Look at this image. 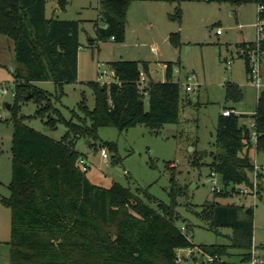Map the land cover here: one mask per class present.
<instances>
[{
  "label": "trees",
  "instance_id": "obj_1",
  "mask_svg": "<svg viewBox=\"0 0 264 264\" xmlns=\"http://www.w3.org/2000/svg\"><path fill=\"white\" fill-rule=\"evenodd\" d=\"M48 0H0V36L13 42L15 68V104L11 106L13 137L11 147V182L9 196L1 203L10 210V262L9 264H177L178 249L200 248L213 260L206 262L201 255L192 254L187 264H226L223 259L239 252V264H249L253 258L264 262V245L254 247V209L237 204H222L217 198L238 194L240 185H251L254 163L244 149L251 147L250 122L257 133V153H264V90L259 94L253 115H219L215 141L216 149L208 165L210 175L220 177L224 190L214 192V201L205 202L200 210L191 211L212 231L230 229L227 245H194L187 234L176 225L181 189L173 186L170 203L152 197L147 191L148 202L134 195L117 182L109 188L90 182L78 167L81 157L76 150L80 140L96 146L98 130L114 127L126 131L144 125L158 134L165 125L178 124L181 103H190L182 96L181 86L172 80V64L168 63L166 82H153L148 78V65L137 61H113L109 66L117 74L120 85L101 86L89 82L95 106L90 110L82 102L78 115L66 119L53 108L52 100L59 102L63 87L78 80V54L80 22L47 18ZM134 0H98V15L103 26L95 23L96 45L100 42L120 44L125 41L127 12ZM176 1V0H152ZM182 1V0H178ZM69 0H57L55 12L66 11ZM208 2L264 7V0H208ZM264 15V13H263ZM176 18L180 19L179 12ZM178 35H172L174 42ZM255 44L236 45L239 57L244 58L250 79L248 52ZM264 51V43L262 45ZM147 76L148 85H137L140 71ZM39 82H52L54 93L36 86ZM31 94L38 105L36 116H47L49 130L63 123L67 131L61 140H53L23 123L19 116V102ZM242 91L227 86L226 100H240ZM145 98L148 109L145 108ZM53 109L57 118L49 115ZM225 110H234L225 108ZM117 152L114 143H105ZM198 165V158L192 161ZM230 187V191L228 190ZM258 195L264 197V177H258ZM255 249L258 255L254 254ZM201 260V261H200Z\"/></svg>",
  "mask_w": 264,
  "mask_h": 264
},
{
  "label": "rangeland",
  "instance_id": "obj_2",
  "mask_svg": "<svg viewBox=\"0 0 264 264\" xmlns=\"http://www.w3.org/2000/svg\"><path fill=\"white\" fill-rule=\"evenodd\" d=\"M140 7L139 2L133 1L127 17L134 18V21L145 19L144 25H150L153 32L152 39L148 36L152 33L145 31L144 36L138 40L132 28L128 27L123 43L107 41L90 47V40L95 37L94 25L96 22L101 23L98 0H69L64 12H55L57 0L47 1V18L56 16L61 20L80 22L78 80L64 85L61 100H52L53 108L66 119L72 117V110L82 116L78 111V105L82 102L90 110L94 108L93 90L87 83L96 81L98 61H103L106 65V60L120 57L134 61L146 58L151 62L149 64L154 78L158 80L164 78V61L180 62V67L174 70L173 81L180 84L182 96H187L190 103H181L178 124L165 125L158 134L151 133L144 125L126 131L102 127L98 130L96 146H91L89 141L80 140L76 144V150L84 154L92 164L88 171H96L102 179L97 186H103L105 181H115L144 201H147L144 197V192L147 191L158 201L170 203L174 174L175 188H180L182 193L178 198L179 207L175 210L178 216L176 225L186 227L188 239L196 246L227 245L230 242L226 236L231 235L230 229L212 231L191 211H199L205 202L214 201L208 165L212 161L211 154L216 151L213 143L219 115L225 108H233L237 115L249 117L255 112L259 94L264 90V66H261V88L258 90L246 73L244 58L239 57L236 49V45L254 42L256 39L254 24L257 20V6L253 3L239 6L208 0H188L179 4L166 2L155 8L152 14L148 11V6L139 9ZM82 11L84 14H79ZM178 12L180 19L176 18ZM179 27V34H176L179 36L174 39L178 45L172 46L171 41H168L169 33L177 32ZM218 30L221 31L220 34H217ZM261 58L264 59V53ZM14 68L13 42L0 36V84L8 91L6 95H0V103H9L11 106L15 104L13 94L16 92L12 77ZM193 74L196 76L195 91L186 93L183 83L187 76ZM229 85L237 86L242 91L240 100H226ZM36 86L51 94L55 91L52 82H39ZM144 102L148 109L147 98ZM46 105V102L38 105L32 98L20 101L19 116L28 127L47 134L53 140H61L67 131L63 123L49 130L45 125L47 116H36L37 110ZM0 114V264H9L11 214L2 205L1 198L9 196L14 127L10 110L1 108ZM49 115L57 118L53 109ZM105 143L116 144L117 152H112ZM101 149L107 151L108 159L102 158ZM195 158H198L200 166L192 164ZM253 158L252 162L264 166V153H258ZM217 183L224 190L219 176ZM230 189L228 187L229 191ZM215 201L252 207L254 247L258 249L264 245V197L253 199L233 194L229 198H217ZM148 203L153 208L157 206L155 201ZM256 249L254 254L258 255L259 251ZM180 250L183 249L177 251ZM238 255L239 252L233 250L232 256L223 259V262L238 264Z\"/></svg>",
  "mask_w": 264,
  "mask_h": 264
},
{
  "label": "built area",
  "instance_id": "obj_3",
  "mask_svg": "<svg viewBox=\"0 0 264 264\" xmlns=\"http://www.w3.org/2000/svg\"><path fill=\"white\" fill-rule=\"evenodd\" d=\"M264 7L263 6H258L257 7V20L256 23L254 24V29L256 32V39L254 41L255 48L254 50L248 52V56L250 59V68H251V73H250V80L253 82V84L257 87L259 90L261 88V55L264 53L262 49V45L264 43ZM221 31L218 30L217 34H220ZM113 40V38H112ZM97 78L96 82L100 84L101 86H110L112 84H117L120 85L119 78L115 71L108 65H105L103 63H98L97 66ZM196 81V76L190 75L186 77V82L183 83V89L186 93H190L195 91V84ZM138 87L141 89H144L148 85V80L147 76L144 73V71H140L139 73V78L137 81ZM7 89L0 84V95L4 96L7 94ZM16 92L13 94L15 97ZM1 108H6L5 103H0V109ZM232 113H235L233 110H223L222 115L223 116H229ZM2 118V115L0 114V119ZM249 127L251 128V136H250V141H251V147L250 149H254L256 151V146H257V133L254 130V123L250 122ZM246 147L245 149H247ZM100 154L103 159H108V154L105 149H101ZM254 163V162H253ZM78 167L80 170L84 173H87L90 164L84 157H79L77 161ZM259 175H262L264 177V166H259L256 163H254V171L251 175V185H240L238 189V195L243 197H252L253 199H257L259 197L258 195V177ZM210 181H211V190L212 192L220 193L222 190L221 187L218 186L217 183V175L216 174H211L210 175ZM235 195V194H234ZM180 231L182 233H186L187 229L185 226H180ZM192 254L196 255H201L203 257V260L206 262H211L213 259L205 254L200 248L194 247L192 249H183L180 251L176 252V263L177 264H187L188 261L191 258ZM201 261V260H200ZM260 262L257 258H253V260L249 264H256Z\"/></svg>",
  "mask_w": 264,
  "mask_h": 264
},
{
  "label": "crops",
  "instance_id": "obj_4",
  "mask_svg": "<svg viewBox=\"0 0 264 264\" xmlns=\"http://www.w3.org/2000/svg\"><path fill=\"white\" fill-rule=\"evenodd\" d=\"M184 1H188V0H182V1H178V0H176V1H159V2H157V1H152V0H134V2H139L140 4H141V7L139 8V9H142L143 7H145V6H148V11H150L151 12V14L152 13H154L153 11H154V9L155 8H158L159 6H161V5H163V4H165L166 2L168 3V2H175V3H181V2H184ZM179 7V6H178ZM79 14H84V11H82V12H79ZM181 18V17H180ZM137 20V19H136ZM134 21V18L132 19L130 16H128L127 17V23H126V32H125V37H126V35H127V32H128V27H131L132 28V31H133V34H135V37L139 40L140 38H142L143 36H144V32L145 31H149V33H152V34H150V35H148L149 37H151L150 39H152L153 37H152V35H153V32H152V30H150V25H144V23H143V21L145 22L146 20L145 19H142V20H139L138 19V21ZM178 22H180V20L178 21ZM100 26H103L101 23L99 24ZM181 25V22L179 23V26ZM103 27H105V26H103ZM95 29V28H94ZM178 31H180V27L177 29V32H173V33H169V37H168V41L170 40L171 41V44H172V46H173V42H172V40H171V36L172 35H176V34H179L178 33ZM179 36V35H178ZM95 38V37H94ZM79 40H80V35H79ZM93 39H91L90 40V42L92 41ZM109 42H113V40H109ZM81 43V42H80ZM115 43V42H114ZM243 43H247V42H243ZM249 43H252V42H249ZM242 44V43H241ZM93 46H95L94 44H92V45H90V47H93ZM81 48V47H80ZM80 50V49H79ZM99 50V49H98ZM79 55V54H78ZM118 60H122V61H129V60H125V59H123V58H117V59H112V60H106V62H104V63H106V65H108L109 66V63L110 62H113V61H118ZM134 61V60H133ZM135 61H137V60H135ZM103 62V61H102ZM102 62H100V63H102ZM137 62H139V63H146L147 65H148V78L151 80V81H153V82H156V83H158V82H161V83H163V82H166V70H167V65H168V63H171L172 64V80H173V75H174V70L176 69V68H179L180 67V62H178V63H176V62H173V61H164L163 62V70H164V78H162V79H160V80H158L157 78H154V72H153V69L151 68V66H150V64H151V62L150 61H148V59H146V58H140L139 59V61H137ZM99 63V61L97 62V64ZM150 63V64H149ZM263 63H264V59L262 58V60H261V66L263 67L264 65H263ZM78 65H79V61H78ZM157 79V80H156ZM96 82V81H95ZM225 110V109H224ZM234 111V110H233ZM254 114V113H253ZM253 114H251V115H253ZM251 115H249V116H251ZM87 145H89L88 143H87ZM245 154H248L249 155V157L251 158V160H253L254 158L253 157H255L256 155H258V153L254 150V149H244V151H243V153H242V155H245ZM81 155V157H84L83 155L84 154H80ZM85 159H86V156L84 157ZM87 161H88V163L89 164H91L90 162H89V160L88 159H86ZM90 166H92V164L90 165ZM262 166V165H261ZM86 176L88 177V179L90 180V182L91 183H93V184H95V185H98V184H100V181H102V179L101 178H99V175H98V173H96V171H93V172H87L86 173ZM103 182H104V180H103ZM113 182H115V181H110V182H104L105 184H102L103 186H101V187H104V188H109L111 185H112V183ZM239 264V263H238ZM256 264H264V262L263 261H260V262H258V263H256Z\"/></svg>",
  "mask_w": 264,
  "mask_h": 264
},
{
  "label": "water",
  "instance_id": "obj_5",
  "mask_svg": "<svg viewBox=\"0 0 264 264\" xmlns=\"http://www.w3.org/2000/svg\"><path fill=\"white\" fill-rule=\"evenodd\" d=\"M92 44H93V41L90 42V45H92ZM30 98H31V94L28 95V96H26V97H25V100H28V99H30ZM5 107H6L7 110H10V109H11V104H9V103H5ZM203 154L206 155L205 152H204Z\"/></svg>",
  "mask_w": 264,
  "mask_h": 264
}]
</instances>
